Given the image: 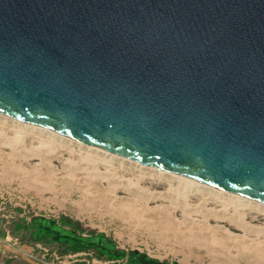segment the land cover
Here are the masks:
<instances>
[{
    "label": "water",
    "instance_id": "obj_1",
    "mask_svg": "<svg viewBox=\"0 0 264 264\" xmlns=\"http://www.w3.org/2000/svg\"><path fill=\"white\" fill-rule=\"evenodd\" d=\"M0 114L264 205V0H0Z\"/></svg>",
    "mask_w": 264,
    "mask_h": 264
},
{
    "label": "rangeland",
    "instance_id": "obj_2",
    "mask_svg": "<svg viewBox=\"0 0 264 264\" xmlns=\"http://www.w3.org/2000/svg\"><path fill=\"white\" fill-rule=\"evenodd\" d=\"M186 180L0 114V264H127L37 217L169 264H264V205Z\"/></svg>",
    "mask_w": 264,
    "mask_h": 264
},
{
    "label": "trees",
    "instance_id": "obj_3",
    "mask_svg": "<svg viewBox=\"0 0 264 264\" xmlns=\"http://www.w3.org/2000/svg\"><path fill=\"white\" fill-rule=\"evenodd\" d=\"M36 227V234L50 236L58 242H67L74 246L78 251L84 249H95L107 256L110 260L126 259L127 264H169L157 259H153L144 253L138 251L126 252L119 250L114 242L105 234L90 233L88 237L79 234V223L62 217L57 223L44 217L34 218L32 221ZM71 226L73 230L66 229ZM177 264V263H175Z\"/></svg>",
    "mask_w": 264,
    "mask_h": 264
},
{
    "label": "bare ground",
    "instance_id": "obj_4",
    "mask_svg": "<svg viewBox=\"0 0 264 264\" xmlns=\"http://www.w3.org/2000/svg\"><path fill=\"white\" fill-rule=\"evenodd\" d=\"M49 142H50V141H49ZM185 179H187V178H185ZM186 181H187V183H189V182L191 183V182H192V180H190V179H187ZM188 181H189V182H188ZM192 183H193V182H192ZM216 192H217V191H216Z\"/></svg>",
    "mask_w": 264,
    "mask_h": 264
}]
</instances>
